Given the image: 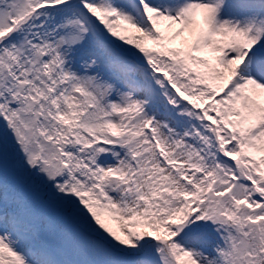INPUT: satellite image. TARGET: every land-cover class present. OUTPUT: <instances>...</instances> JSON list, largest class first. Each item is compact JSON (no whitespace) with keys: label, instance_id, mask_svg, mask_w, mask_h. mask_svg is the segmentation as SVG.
I'll use <instances>...</instances> for the list:
<instances>
[{"label":"snow or ice","instance_id":"obj_1","mask_svg":"<svg viewBox=\"0 0 264 264\" xmlns=\"http://www.w3.org/2000/svg\"><path fill=\"white\" fill-rule=\"evenodd\" d=\"M0 264H264V0H0Z\"/></svg>","mask_w":264,"mask_h":264}]
</instances>
